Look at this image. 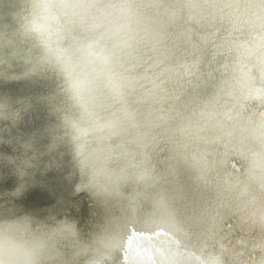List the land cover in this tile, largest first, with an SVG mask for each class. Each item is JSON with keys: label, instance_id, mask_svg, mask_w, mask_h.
Instances as JSON below:
<instances>
[{"label": "clouds", "instance_id": "1", "mask_svg": "<svg viewBox=\"0 0 264 264\" xmlns=\"http://www.w3.org/2000/svg\"><path fill=\"white\" fill-rule=\"evenodd\" d=\"M178 12L213 7L193 0H176L170 5ZM156 7L141 0H75L72 3L40 0L27 9L78 10L88 15L143 13ZM78 62V58H77ZM33 71L51 69L61 82L67 108L64 114L76 117V101L71 83L55 61H35ZM65 128V127H64ZM66 133L69 129H66ZM74 162L82 182L77 190H87L106 210L104 221L87 238L81 236L76 222L68 219H39L31 214L0 211V264H123L128 237L135 230L168 227L176 220L170 196L162 190L180 161L161 156L146 147H132L126 155L107 162L98 158V146L90 136L86 151L79 153L72 142ZM78 143V142H77ZM165 164V170L159 167ZM127 190V191H126ZM232 219L242 232H256L264 238V195L252 207L236 201L227 189L218 187L212 202L198 209L191 231L206 241L196 248V264H264L246 256L238 243L222 237V224Z\"/></svg>", "mask_w": 264, "mask_h": 264}, {"label": "snow or ice", "instance_id": "2", "mask_svg": "<svg viewBox=\"0 0 264 264\" xmlns=\"http://www.w3.org/2000/svg\"><path fill=\"white\" fill-rule=\"evenodd\" d=\"M262 7H264V5H261Z\"/></svg>", "mask_w": 264, "mask_h": 264}]
</instances>
